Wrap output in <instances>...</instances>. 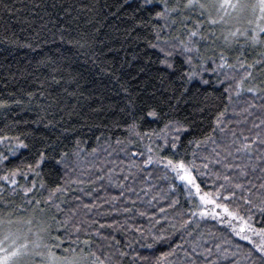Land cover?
Wrapping results in <instances>:
<instances>
[{"label": "trees", "instance_id": "16d2710c", "mask_svg": "<svg viewBox=\"0 0 264 264\" xmlns=\"http://www.w3.org/2000/svg\"><path fill=\"white\" fill-rule=\"evenodd\" d=\"M175 2L185 0H168L170 6ZM163 3L0 0V101L8 102L0 107V220L14 222L29 214L46 225L32 264H62L73 250L84 258L82 264H91V252L106 264H264L254 239L250 243L236 234L264 229L259 172L242 178L235 168H225L224 163L242 161L231 156L224 161L226 134L211 132L214 115L225 107L231 120L226 127L237 132L248 134L252 121L264 118L259 107L264 99L247 91L235 94L243 73L239 61L256 65L252 83L264 87V61L257 64L264 57V34L256 26L249 29L259 10L245 8L225 28L198 19L199 13L158 19ZM197 25L204 36L197 45L204 68L196 59L192 65L184 62L180 50L171 48L176 37L184 39ZM168 51L172 68L161 63ZM221 52L235 69L210 62ZM190 68L198 75L187 80ZM248 103L257 105L254 114L237 123ZM152 109L157 117L147 115ZM177 120L189 130L179 133L178 147L171 149L162 130ZM173 135L166 136L168 144ZM209 135L216 137L215 145L189 143ZM41 150L47 158L34 176L28 165ZM63 153L68 155L61 159ZM149 156L153 162L144 164ZM181 159L188 166L195 163L200 193L227 206L235 218L201 201L166 167L168 160ZM33 181L36 187L26 193Z\"/></svg>", "mask_w": 264, "mask_h": 264}, {"label": "snow or ice", "instance_id": "6c2138e0", "mask_svg": "<svg viewBox=\"0 0 264 264\" xmlns=\"http://www.w3.org/2000/svg\"><path fill=\"white\" fill-rule=\"evenodd\" d=\"M146 3L151 4L152 0H146ZM158 7L161 8L160 11L156 12V17L158 19H163L165 21L168 20L169 17L175 15L176 17H180L183 15H191L193 13H199L198 19L200 20H207L210 25H215L217 23V20L213 18L212 13L209 11V9H215L218 13L219 12H225L227 9H233L235 10L237 7L241 9L249 8L251 7L253 12H255L257 9L259 10V17L258 19L264 20V0H258L256 4L248 5V4H240V3H233V0H215V2H212V0H185V2H175L171 6L168 3V0H164V3L162 5H158ZM165 27H167V24H165ZM257 28L260 33L264 34V26H261L257 24ZM236 33H231V36H235ZM225 44H228L229 37H225ZM204 40V36L201 33L200 25L196 26V30H190L185 34L184 39H181L180 37L175 38V42L171 44L172 49L178 48L179 54L184 57V62L188 63L189 65H192L193 59H196L199 67L204 68L205 65L200 60V48L197 46L200 41ZM252 40L255 42L257 40V37L254 35L252 36ZM167 43V42H166ZM153 48L160 47L157 44H151L150 45ZM160 51L164 52V48L160 47ZM172 55L171 51H168L165 53V59L161 61V63L165 64L167 68H172L173 65L168 61V57ZM262 61H264V57L261 58V61H257V64H260ZM210 62L214 65H216V68L223 69H235L236 64L230 63L228 61V58L225 57L224 53H219V60L210 59ZM239 67L243 69V73L239 76V78L236 81L235 86V94L237 97L241 95L242 92L247 91L248 93H252L254 96H260L261 99H264V87H261L260 85L253 84L252 78H253V70L256 67V65L253 64H247L245 65L244 61H239ZM216 70L215 68L213 69ZM198 75V73L190 68L189 73L186 74V79L191 80L193 76ZM248 81V84L250 86H245V82ZM207 83V81H204ZM31 95V94H30ZM229 99H231V96H229ZM20 101H15V103H19ZM8 106L7 101H0V107H6ZM257 105L254 103H248L246 107L242 109V113L244 115V119L237 121V123H247V117L253 115L254 113L251 111V109L256 108ZM259 107L264 108V105H260ZM228 108L225 107L224 109L218 111L212 121V127L211 132L216 133L219 132L221 134H226L225 136L221 137L222 142L224 143V161L227 160L229 156L233 157L234 160H241L242 163L236 164V163H224L225 168H235L238 172V175L242 178H246L249 175V171L253 174L259 172V175H256L255 178L257 180H260L261 183L259 185L260 188H264V118L257 117L258 123L256 120L252 121L251 128L248 129V134H245L244 131L237 132L236 129H229L227 128V124L231 122L230 118L227 115ZM148 116L151 117H157L158 113L155 109L149 110L147 113ZM233 115H241V113L233 112ZM131 130L135 132V123H133L131 126ZM255 129V131H253ZM169 130L176 133V135L172 136V142L171 144H168V140L166 136L161 137L164 139V143L166 146L170 147L171 149H176L178 147L177 141H179L180 136L179 133L186 132L189 130V126L181 121H171L167 124H165L164 129L162 132L166 133ZM138 134V133H136ZM208 142H211L212 144H216L217 140L214 135H209L205 137L203 140H197V141H189V143H194L196 147H200L201 144L207 145ZM21 147H27L26 144H23L21 142ZM151 151V149H149ZM213 153L216 157H220L221 153L216 151V148L214 147L212 149ZM68 154L63 153L61 159L66 157ZM133 155H136L133 153ZM46 153L45 151L41 150L39 153L38 158L34 162V164H29L28 169L31 170L34 174V176H39V171H36L40 168V166L45 162L46 160ZM224 161L217 159V163H223ZM152 157L149 156L147 159L143 161L144 164H151ZM207 167V165H204ZM166 167H170L173 172L176 173V176L182 180L186 181L187 185H190L191 188L196 190V194L199 195V198L204 203H212L216 208H223L224 212L233 218H235V214L231 211H229L228 207L225 205L217 204L215 200H209L207 194H201L200 193V185L196 182L195 176H193L192 171L195 167V163L193 162L191 166H188L185 164L184 160H178L177 162H173L172 160L167 161ZM17 175L16 172L12 173V176L15 177ZM26 175V174H25ZM225 181H230L231 177L229 175H225L224 177ZM4 180H8L9 177L5 176L3 177ZM127 179V177H125ZM12 184H16V180L13 178L10 181ZM246 183L251 184L252 187H256L255 184L252 183L251 180H247ZM224 185H221L223 187ZM36 187L35 181L32 182L31 187L26 188L25 192H31ZM41 187L43 185L41 184ZM234 188L237 189H244L243 183H235L233 184ZM56 191H61V189L58 187ZM250 191V189H248ZM232 195H235L233 192ZM227 199V197H225ZM247 203H251L250 200L246 201ZM264 203V202H262ZM261 211H264V206H261ZM193 215H196V213H193ZM213 215H216V213H213ZM29 226L28 231H31V225L33 224V220L29 219L24 222ZM12 221H3L0 220V229L4 230L3 236H0V264H32V260L34 257L39 258L38 249L42 247L40 243V233L45 232L47 230L46 225L43 223L37 225L38 232H37V240L32 243V246L30 247L29 243L22 242L17 244V240L20 239L19 236V229H17L16 233H13L9 228L8 225H11ZM102 228L103 225H100ZM243 231V229L241 230ZM251 232H253L255 235L259 236L260 239L254 243V248L256 251L260 252L262 254V257H264V229H261L260 231H257L256 229H250ZM242 240L249 241L250 243H253L251 240V237L248 234L241 235L240 232L236 233ZM85 247H89L88 241L84 242ZM84 249H81L82 252ZM193 251H195V248H193ZM121 255H126V253L121 252ZM90 255L92 256L91 264H106L104 259H101L100 256H97L95 252H91ZM102 255V254H101ZM187 255V254H186ZM163 259V257L161 258ZM84 258L82 256H79L75 254V250H73V254L70 256H66L62 262V264H82ZM50 264H56L55 260H51Z\"/></svg>", "mask_w": 264, "mask_h": 264}, {"label": "rangeland", "instance_id": "374dc122", "mask_svg": "<svg viewBox=\"0 0 264 264\" xmlns=\"http://www.w3.org/2000/svg\"><path fill=\"white\" fill-rule=\"evenodd\" d=\"M248 1H250V0H233V3L246 4ZM212 2H215V0H212ZM212 13L215 14V15H212L213 18H215L217 20V22H222L221 24L223 25V27L226 28L227 26L231 25V23H233L234 20H238L240 18L239 16H241L244 13V9H241L239 7H237L235 10H233V9H227L226 14H225V12H219L218 13L215 9H213L212 10ZM252 21H250L251 28H249L252 31H255V26H256V30L259 31L258 28H257V24H259L261 26H264V22H262V20L258 19V15L256 16V19L253 22ZM171 134H172V131L171 130L168 131L166 133L167 138H170ZM20 219H22V218H20ZM20 219L12 222L11 225H8V228L13 233H16L17 232V229L20 230L19 231L20 239H18L16 241L17 244L22 243V242H27V243H29V245L31 247L33 241H36L37 240L38 227L36 225H39V224H41L43 222H39L38 220L37 221L34 220L32 218V216L29 217V214L25 218H23L22 220H20ZM29 219L33 220V224L31 225V231H28L29 226L24 223L25 221H27ZM2 230L3 229H0V234H1ZM46 235H47L46 234V231L40 233V241H41L42 237H44ZM248 235L251 238H253L255 242L260 239L259 236L255 235L252 232L251 233L249 232ZM0 255H2V253H0Z\"/></svg>", "mask_w": 264, "mask_h": 264}, {"label": "bare ground", "instance_id": "6f19581e", "mask_svg": "<svg viewBox=\"0 0 264 264\" xmlns=\"http://www.w3.org/2000/svg\"><path fill=\"white\" fill-rule=\"evenodd\" d=\"M228 34V33H227ZM238 50V49H237Z\"/></svg>", "mask_w": 264, "mask_h": 264}]
</instances>
